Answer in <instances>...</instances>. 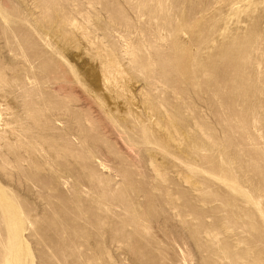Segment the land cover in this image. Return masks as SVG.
Segmentation results:
<instances>
[{
	"label": "rangeland",
	"instance_id": "rangeland-1",
	"mask_svg": "<svg viewBox=\"0 0 264 264\" xmlns=\"http://www.w3.org/2000/svg\"><path fill=\"white\" fill-rule=\"evenodd\" d=\"M0 264H264V0H0Z\"/></svg>",
	"mask_w": 264,
	"mask_h": 264
}]
</instances>
